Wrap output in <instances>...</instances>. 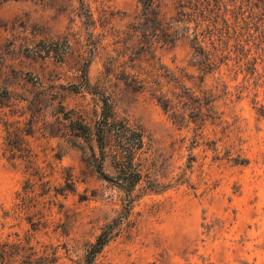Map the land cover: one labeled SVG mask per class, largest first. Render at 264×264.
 Wrapping results in <instances>:
<instances>
[{"label": "rangeland", "instance_id": "obj_1", "mask_svg": "<svg viewBox=\"0 0 264 264\" xmlns=\"http://www.w3.org/2000/svg\"><path fill=\"white\" fill-rule=\"evenodd\" d=\"M84 3L89 23L78 0L0 3V91L11 96L0 120L31 131L24 147L40 173L25 151L7 160L0 122L10 264L21 263L18 244L33 248L32 264H264L263 12L246 13L207 69L186 39L140 54L136 0ZM103 101L143 134L130 199L92 166ZM102 165L114 176L109 158ZM105 228L109 241L87 262Z\"/></svg>", "mask_w": 264, "mask_h": 264}, {"label": "trees", "instance_id": "obj_2", "mask_svg": "<svg viewBox=\"0 0 264 264\" xmlns=\"http://www.w3.org/2000/svg\"><path fill=\"white\" fill-rule=\"evenodd\" d=\"M6 1L19 0H0V3ZM84 1L78 0L79 8L80 11H84V17L89 23L93 21L92 14ZM136 3L138 11L133 17L132 29L138 42L135 48L140 54L147 52L152 55L156 48H172L179 40L186 39L194 56L200 57L203 61L202 65L207 69L216 66L219 41L221 42L230 30L246 22V13L250 12V17H256L253 16L256 14L255 11L264 14V0H136ZM169 9L171 14L168 15ZM155 98L161 109L167 112L170 106L165 96L159 95ZM10 99L11 96L6 89L0 91V109L10 107ZM210 110L209 108L207 111ZM111 111V107L103 101L96 134L100 161L98 162L94 157L92 166L100 179L114 184L130 199L131 192L142 179L141 166L136 162V155L144 147V138L139 130L124 121L116 120ZM3 116L6 117V114ZM0 122L6 134L5 140L11 146L7 150L9 153L7 160L21 159L22 156H18L17 153L27 152L22 159L29 165L28 168L32 172L30 175L40 177L29 151L24 147L25 137L29 136L31 131L20 129L19 121L10 122L1 119ZM107 134L111 136L113 142L109 151L106 147ZM105 158L110 159L114 176L103 170L102 162ZM237 163L244 164L246 160ZM110 235L107 228L102 230L90 248L87 262L100 252L109 241ZM6 246V244L0 245V264L11 263ZM15 248L14 256L15 259L20 258V264L35 262L32 259L35 256L33 248L24 249L20 244ZM15 262L17 260H14Z\"/></svg>", "mask_w": 264, "mask_h": 264}]
</instances>
